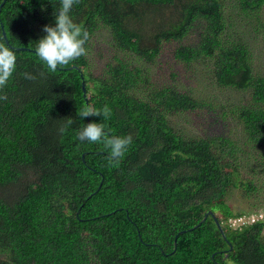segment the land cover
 <instances>
[{
  "label": "trees",
  "instance_id": "16d2710c",
  "mask_svg": "<svg viewBox=\"0 0 264 264\" xmlns=\"http://www.w3.org/2000/svg\"><path fill=\"white\" fill-rule=\"evenodd\" d=\"M59 4L5 0L0 10V44L17 57L0 88V264H264V216L254 220L264 210V0H76L86 54L53 72L35 46ZM99 29L114 52L95 69ZM163 43L204 69L205 88L243 93L227 108L236 131L184 137L169 123L206 103L151 81ZM85 106L106 114L81 118ZM90 121L131 135L122 158L76 138ZM236 194L249 210L233 208ZM240 217L234 230L227 221Z\"/></svg>",
  "mask_w": 264,
  "mask_h": 264
},
{
  "label": "rangeland",
  "instance_id": "374dc122",
  "mask_svg": "<svg viewBox=\"0 0 264 264\" xmlns=\"http://www.w3.org/2000/svg\"><path fill=\"white\" fill-rule=\"evenodd\" d=\"M264 15H261L263 19ZM194 37L191 31L190 39ZM254 40V39H253ZM256 49L259 52L256 64L264 69V43L263 40L255 41ZM174 43H163L160 47V52L151 64H148L150 69V79L154 83H163L169 86L175 85V88L184 92H192L193 96L206 103L204 106L190 111L173 114L170 116L171 123L178 132L184 137H200L213 136L223 134L227 136L230 132L236 131L233 125L232 113L227 108L232 102L243 95L240 91L225 90L219 91L215 88L214 83L209 88H205L202 82V74L204 69L191 64V68L178 62L173 57ZM89 58L94 63V68L98 69L106 56H111L114 49L111 47L108 32L102 29L95 31L90 44ZM139 64L147 65L146 62L138 61ZM208 83V82H207ZM227 110V111H226ZM223 112L225 114H223ZM33 180L31 176L26 178ZM237 195V194H236ZM251 200H243L238 195L233 198L232 206L234 209L241 208L249 210ZM255 214L257 217L264 216V210L260 208Z\"/></svg>",
  "mask_w": 264,
  "mask_h": 264
},
{
  "label": "clouds",
  "instance_id": "9594fccd",
  "mask_svg": "<svg viewBox=\"0 0 264 264\" xmlns=\"http://www.w3.org/2000/svg\"><path fill=\"white\" fill-rule=\"evenodd\" d=\"M75 2L76 0H60L59 7L53 13V22L43 25L44 34L36 40V55L50 71L54 72L58 66L68 65L86 54L85 44L89 39V32L75 24L72 19L70 13ZM41 9H43V5H41ZM16 63L17 57L14 50L0 44V88L8 83L16 69ZM105 114L106 110H97L87 106L82 107L79 112L81 118ZM67 123L70 125L71 119H68ZM75 135L80 141L103 142L109 149L110 159L117 160L125 155L128 146L132 143L131 135L109 137L104 125L96 121L84 123ZM256 217L254 215V220ZM216 219L218 220V218ZM246 222L247 219L243 217L227 221L234 230L239 229L240 225Z\"/></svg>",
  "mask_w": 264,
  "mask_h": 264
},
{
  "label": "water",
  "instance_id": "95a60500",
  "mask_svg": "<svg viewBox=\"0 0 264 264\" xmlns=\"http://www.w3.org/2000/svg\"><path fill=\"white\" fill-rule=\"evenodd\" d=\"M4 1H5V0H3V1L1 2V4H0V10H1V7H2ZM2 34H3V36L5 37V31H4V30H3ZM81 85H82V90H83V96H84V98H86V89H85V84H84L83 80H82V84H81ZM208 214H210V215L214 218V221H215V223H216V226L218 227V229H219L220 232L222 233V236L225 238L224 231H223V229H222L220 223L218 222V220L215 218L214 214H213L211 211H207V212L204 214L205 217H206Z\"/></svg>",
  "mask_w": 264,
  "mask_h": 264
}]
</instances>
